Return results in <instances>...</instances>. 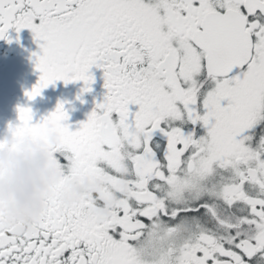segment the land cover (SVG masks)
Segmentation results:
<instances>
[{
    "label": "snow or ice",
    "instance_id": "6c2138e0",
    "mask_svg": "<svg viewBox=\"0 0 264 264\" xmlns=\"http://www.w3.org/2000/svg\"><path fill=\"white\" fill-rule=\"evenodd\" d=\"M25 28L30 100L93 66L107 91L75 130L63 101L18 107L9 133L55 131L63 176L30 228L0 211V264H264V0H0V39Z\"/></svg>",
    "mask_w": 264,
    "mask_h": 264
},
{
    "label": "flooded vegetation",
    "instance_id": "af4514ba",
    "mask_svg": "<svg viewBox=\"0 0 264 264\" xmlns=\"http://www.w3.org/2000/svg\"><path fill=\"white\" fill-rule=\"evenodd\" d=\"M10 36L11 42L0 39V140L4 141L5 134L19 140L9 133V124L19 123L18 107L21 105L30 106L34 113V121H39L63 101L69 113L67 123L75 130L79 122L87 119L97 102L104 100L107 91L104 87V69L95 66L91 69L95 75V82L90 92H82L83 81L65 84L63 80H58L44 88L41 95L30 100L25 93L39 80L40 72L35 67L36 58L33 56L34 52L39 51V46L31 29L25 28L19 33L10 30ZM52 134H56L55 131L49 132L47 140L32 139L50 147ZM11 148L17 151L19 145L13 144Z\"/></svg>",
    "mask_w": 264,
    "mask_h": 264
},
{
    "label": "clouds",
    "instance_id": "9594fccd",
    "mask_svg": "<svg viewBox=\"0 0 264 264\" xmlns=\"http://www.w3.org/2000/svg\"><path fill=\"white\" fill-rule=\"evenodd\" d=\"M6 146L0 149V211L6 222L26 230L42 214L52 188L63 176V169L57 164L55 153L48 145L34 141L31 137L17 140L5 134ZM53 146L58 145L56 134L50 136ZM18 144L17 151L11 145ZM102 179L89 178L73 182L70 189L61 195V200L71 205L90 190H98ZM107 211V206L98 209Z\"/></svg>",
    "mask_w": 264,
    "mask_h": 264
}]
</instances>
